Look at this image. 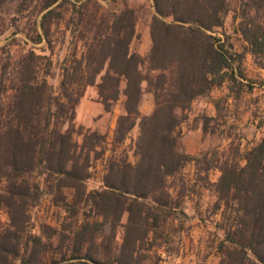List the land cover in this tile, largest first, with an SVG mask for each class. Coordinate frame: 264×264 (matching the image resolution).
Segmentation results:
<instances>
[{
    "label": "trees",
    "instance_id": "trees-1",
    "mask_svg": "<svg viewBox=\"0 0 264 264\" xmlns=\"http://www.w3.org/2000/svg\"><path fill=\"white\" fill-rule=\"evenodd\" d=\"M107 1L0 0V11L12 7L10 19H25L0 48V207L8 215L0 264H145L180 204L167 181L191 161L219 171L212 183L223 231L218 264H264V131L244 150L230 143L209 157L182 150L178 131L196 98L225 82L242 83L243 51L231 33L253 56L264 52V0H152L145 55L131 48L136 9ZM60 23L70 45L54 89L52 59L35 46L51 50ZM5 26L1 19L0 34ZM20 31L30 47L15 56L10 46ZM88 86H96L105 111L124 97L111 143L75 122ZM144 92L153 99L147 113L139 108ZM211 101L219 111L221 98ZM212 118L204 117L205 131ZM135 127L130 160L124 142ZM100 158L101 185L89 189ZM44 194L62 215L55 225H32L30 209Z\"/></svg>",
    "mask_w": 264,
    "mask_h": 264
},
{
    "label": "rangeland",
    "instance_id": "rangeland-1",
    "mask_svg": "<svg viewBox=\"0 0 264 264\" xmlns=\"http://www.w3.org/2000/svg\"><path fill=\"white\" fill-rule=\"evenodd\" d=\"M123 2L135 8L138 14L137 36L131 48L145 55L150 46L149 23L153 11L152 0ZM107 4L111 8L123 6L121 0H108ZM11 12V6H4L0 11V20L4 19L7 24L5 31L0 34V48L8 41L7 37L14 28L13 24L24 27L25 19L12 20ZM225 26L231 33L233 22L230 15ZM14 36L16 40L10 46V51L17 56L28 49L30 44L24 42V32L20 31ZM53 37L55 43L51 50L45 47L44 42L37 44L35 50L50 55L53 67L48 81L57 89L60 78L58 63L67 54L70 45L69 32L64 35L63 23L56 28ZM231 40L236 50L243 51L239 66L244 78L239 79L242 83L225 82L222 86L214 88L209 95L196 98L185 111L186 118L180 123L178 131L181 148L187 153L200 157L206 153L209 157L214 150L228 149L230 143L244 150L258 142L264 131L261 123L264 114V52L260 56H253L246 50V43L238 34L231 33ZM212 97L221 98L219 111L215 109ZM123 99V95H120L112 104L111 110L105 111L98 99L96 86H88L76 107V124L105 133L107 141L111 143L116 119L123 111ZM152 107V95L144 92L140 112H150ZM205 116L213 117L206 131ZM137 132L138 128L135 127L124 142L130 160H134L132 144ZM103 168L104 158L94 161L91 176L86 183L89 189L101 185ZM218 176V170L210 169L206 172L202 169V163L191 161L174 177L168 179L169 191L174 198H178L180 204L168 217L163 235L156 240L157 245L155 244L145 264H218L217 245L223 231L216 225L220 215L216 209V196L212 187ZM3 186L4 183L0 180V192ZM30 215L32 225L42 221L55 225L62 211L51 204L49 195L44 194L39 203L30 209ZM125 220L126 215L122 217V222ZM7 224V212L0 207V232ZM117 235L120 241L121 228Z\"/></svg>",
    "mask_w": 264,
    "mask_h": 264
}]
</instances>
